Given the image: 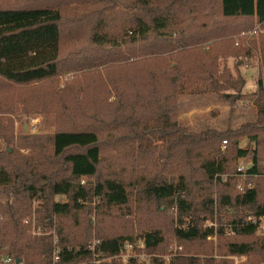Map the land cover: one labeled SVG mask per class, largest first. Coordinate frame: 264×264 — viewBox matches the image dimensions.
I'll list each match as a JSON object with an SVG mask.
<instances>
[{
	"label": "trees",
	"instance_id": "trees-1",
	"mask_svg": "<svg viewBox=\"0 0 264 264\" xmlns=\"http://www.w3.org/2000/svg\"><path fill=\"white\" fill-rule=\"evenodd\" d=\"M71 3L84 6L67 8ZM253 19L264 25V0H0V94L6 86L50 80L75 64L96 60L111 65L124 60L120 77L110 76L109 82L114 85L120 80L128 93L126 101H146L139 106L142 109L133 110L130 128L124 138L121 135L130 141L135 134L143 141L137 142L138 148L130 147L131 173L140 165L136 162L143 160L149 163L142 164L156 170L184 166L175 177L158 172L139 174L136 179L119 173L100 175V141L91 129H60L45 136L44 143L52 148L48 160L42 153L37 157L21 154L19 148L27 136L22 135L19 143L11 142L14 120L3 115L14 112L15 106L0 102V139L5 141L0 146V264L6 257L11 258L6 264H50L54 238L62 264H90L89 235L69 240V224L62 220L71 218L77 225L78 216L93 201L107 210L128 207L136 186L142 203L139 213H156L157 220H138L135 235L97 234L96 248L111 257L103 264H139L135 258L122 263L115 257L123 242L137 237L144 238L147 253L166 252L172 238L185 250L196 241L205 249L206 238L214 233L223 236L225 227L232 235L224 241L226 255H246L251 257L249 264H264V236H256V223L246 219V211L255 217L264 215V81H258L253 122L222 131L190 132L176 122L171 94L186 83L183 74L194 69L182 68L184 62L177 56L153 67L135 66L142 57L213 40L232 28L249 30ZM232 21L237 24L228 25ZM63 27L72 38L86 37L65 56L60 53ZM228 27L232 28L224 31ZM261 50L264 57V45ZM232 53L246 59L251 56L245 47ZM206 68L201 65L197 70L210 74L211 65ZM207 78L213 80L212 75ZM22 97L15 98L22 102ZM222 140L227 145L219 153ZM243 140L245 144L240 145ZM239 159L252 165L247 178L253 187L244 192L237 188ZM145 170L150 173V167ZM83 177L96 180L82 184ZM212 187L215 196L209 193ZM59 195L64 200L55 199ZM215 218L216 230L203 227L204 220ZM31 225L39 233L33 234ZM156 258L151 264H163ZM168 264L201 262L177 254ZM203 264L215 263L205 257ZM216 264L231 263L221 259Z\"/></svg>",
	"mask_w": 264,
	"mask_h": 264
},
{
	"label": "rangeland",
	"instance_id": "rangeland-1",
	"mask_svg": "<svg viewBox=\"0 0 264 264\" xmlns=\"http://www.w3.org/2000/svg\"><path fill=\"white\" fill-rule=\"evenodd\" d=\"M66 6L67 8H80L84 4L71 3ZM63 13L67 15L66 11ZM233 24H237V21H232L228 25ZM63 28L60 53L65 56L66 53H71L76 49L77 43L86 42V37L72 38L67 33V27ZM231 28L228 27L224 31ZM235 29L232 28L231 31L225 33L226 35L213 40L180 46L173 52L146 56L136 61L138 62L135 64L137 67H142L147 63L153 67L163 63L168 57L177 56V59L184 62L182 68L194 69L188 74H183L186 83L171 94L172 101L175 102V108H172L173 116L178 124L190 132L206 129L219 131L234 129L243 123L253 122L256 118L255 100L259 95L258 81H264V57L261 54V46L264 45V25L258 24L253 19L249 30ZM246 32L248 34L243 35ZM237 47L250 49V58L246 59L232 53V50ZM125 63L123 60L107 65V62L91 60L81 65L75 64L77 66L65 69L50 80L35 82L23 87L6 86L7 90L0 94V102L15 106L14 112L3 114L14 120L11 142L19 143L22 135H25L27 140H23L19 152L30 157H37L39 153H42L48 160L52 148L49 143H44L45 136L60 129H91L97 133L100 141L102 157L100 175L119 173L128 175L130 179H136L139 174L147 176L158 172L157 175L175 177L176 173L184 170L181 168L184 166L169 165L164 170L160 168L156 170L154 166L142 164L149 163L144 162L145 160L136 162L140 165H136V170L131 173L129 165L132 152L130 147L138 148L137 142L143 141L136 139L135 134L132 135L133 138L129 137L130 141H127L123 139V133H127L130 128L129 122L133 117V110L146 105V101H126L128 93L124 87L122 89L120 86V80H117L114 85L109 82V77L114 78L115 74L119 75ZM201 65L207 68L211 65L212 72L210 74L200 72L197 69ZM211 75L213 80L210 82L207 77ZM148 83L151 84L152 80ZM7 92L9 95H6ZM13 95H16L15 97L25 96L22 97L24 101L21 102V98H15ZM162 96L159 97L162 98ZM139 108L142 109V107ZM107 141L111 142L107 143ZM244 144L243 140L240 145ZM226 145L227 143L222 144L221 141L219 153L225 151ZM0 146H5L4 140L0 139ZM149 167L150 173H145V168L149 169ZM95 180V177H83L80 182L82 184L93 183ZM137 189L138 186L132 190L128 207L124 206L121 209L112 207L107 210L106 207H97V203L93 201L90 203V209L78 216L77 225H73L71 218L63 219L65 225L69 224V227H66L70 230L69 240L77 239L86 233L89 235L90 242L100 233L135 235L139 228L138 220L144 219L152 222L157 220L156 213H139L142 203L139 201ZM209 193L212 195L216 193L215 188L212 187ZM55 199L62 201L64 197L59 195ZM127 211L130 214H127ZM170 212L175 222L176 208L173 207ZM246 214L250 213L246 211ZM211 223L215 226H211ZM217 225L216 218L206 219L203 222V227H213L214 230ZM225 230L227 232L223 236H218L216 233L208 236L205 249L201 243L196 241L185 250L183 244H179L177 239L172 238L167 245L166 252L149 254L157 257L156 259L163 264L169 263L164 261L166 257L171 259L177 254L200 259L201 264L205 257L213 258L215 264L221 259L229 260L231 264H249L250 256L225 254L224 241L232 236L228 228L225 227ZM45 232H54V230H45ZM255 234L259 237L264 236V232L258 230ZM152 259L138 261V263L151 264Z\"/></svg>",
	"mask_w": 264,
	"mask_h": 264
},
{
	"label": "built area",
	"instance_id": "built-area-1",
	"mask_svg": "<svg viewBox=\"0 0 264 264\" xmlns=\"http://www.w3.org/2000/svg\"><path fill=\"white\" fill-rule=\"evenodd\" d=\"M248 34L243 33V35ZM222 144H226V140H222ZM224 146V145H223ZM251 161L240 159L238 161L237 167H236V175L238 176L239 180L237 183V188L239 191H246L247 189L253 187V182L250 181L247 177V169L251 167ZM262 174H264V169H262ZM247 221H250L252 223H256L257 230L264 232V215H259L255 217L253 214H248L246 216ZM26 222V220H24ZM211 226H215L214 223H211ZM32 233H39L36 232V230L33 228V225H31ZM98 244V240L94 239L89 244V248L91 250V255L89 258L90 264H103L111 259V257H107L104 255L103 251L96 248V245ZM117 259H119L121 262L126 263L130 258H135L137 261H143V260H151L154 255L149 254L145 251V242L144 238L137 237L131 241H125L123 242L119 248L118 252L115 255ZM171 257V256H170ZM169 257H166L164 261L166 263L169 262ZM11 261L10 257H6L3 259V263H9ZM50 264H62L60 259V248L56 244V239H53V250H52V257Z\"/></svg>",
	"mask_w": 264,
	"mask_h": 264
}]
</instances>
